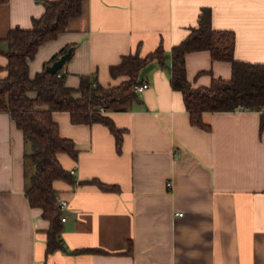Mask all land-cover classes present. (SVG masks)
<instances>
[{
	"label": "crops",
	"instance_id": "1",
	"mask_svg": "<svg viewBox=\"0 0 264 264\" xmlns=\"http://www.w3.org/2000/svg\"><path fill=\"white\" fill-rule=\"evenodd\" d=\"M46 1L54 0L0 4V39L13 28H31ZM204 8L212 11L214 29L234 31L237 60L264 63V0H84L68 30L39 48L30 75L72 47L69 87L92 74L105 87L119 85L127 77H112L110 68L123 56L145 57L160 45L170 55L198 27ZM7 63L0 54V80ZM171 65V59L165 67L149 62L138 78L149 83L138 93L141 102L107 112L125 130L121 151L106 125L75 124L69 113H54L79 154H59L75 183H54L68 208L65 248L49 254L50 221L25 195L23 131L0 111V264H264L260 112H205L210 129L193 125L182 92L171 85ZM186 67L195 88L232 76L231 63L206 50L188 53Z\"/></svg>",
	"mask_w": 264,
	"mask_h": 264
},
{
	"label": "trees",
	"instance_id": "2",
	"mask_svg": "<svg viewBox=\"0 0 264 264\" xmlns=\"http://www.w3.org/2000/svg\"><path fill=\"white\" fill-rule=\"evenodd\" d=\"M9 0H0L5 4ZM84 0L46 1V11L33 19L29 29L16 27L0 39V54L8 58L7 75L0 80V111L9 113L16 126L23 131L25 141L24 172L25 195L32 207L40 208L44 218L50 221L47 231V253L64 249L62 241V211L57 205L54 183L63 180L75 183L66 170L59 154L67 153L77 158L79 150L72 139L60 134L55 112H67L75 124L102 123L109 127L116 138L118 151L122 150L125 130L117 127L107 112L132 110L141 102L135 85L141 83L139 74L152 60L167 66L171 59V85L182 92L191 123L209 130L203 120L205 112L258 111L261 130L264 128V63L237 60L235 58L236 35L231 30H217L212 25V11L204 8L198 27L179 44L170 55L160 45L155 51L142 57L139 53L123 56L121 62L110 68L112 77H127L119 85L105 87L96 74L81 76L78 88L66 83L65 66L57 73L47 67L60 59L69 48L55 54L41 72L30 75V61L47 41L56 39L68 30L69 21L83 12ZM7 48L3 49L2 44ZM206 50L213 60L230 62V79L213 78L209 86L193 87L187 77L186 56L190 52ZM99 183L104 190L115 186Z\"/></svg>",
	"mask_w": 264,
	"mask_h": 264
},
{
	"label": "water",
	"instance_id": "3",
	"mask_svg": "<svg viewBox=\"0 0 264 264\" xmlns=\"http://www.w3.org/2000/svg\"><path fill=\"white\" fill-rule=\"evenodd\" d=\"M73 53V48H69V50L60 57L57 61H55L52 65L47 67V70L51 73H57L60 69H62L67 61L70 59Z\"/></svg>",
	"mask_w": 264,
	"mask_h": 264
},
{
	"label": "built area",
	"instance_id": "4",
	"mask_svg": "<svg viewBox=\"0 0 264 264\" xmlns=\"http://www.w3.org/2000/svg\"><path fill=\"white\" fill-rule=\"evenodd\" d=\"M148 87H149V83H147V82H141V83L135 85L134 90L137 93H141L144 90H146ZM57 205H58V207L62 211V216H61L62 221H65L66 220V217L64 215V211L68 208V202L66 200H64V199L57 198Z\"/></svg>",
	"mask_w": 264,
	"mask_h": 264
},
{
	"label": "rangeland",
	"instance_id": "5",
	"mask_svg": "<svg viewBox=\"0 0 264 264\" xmlns=\"http://www.w3.org/2000/svg\"><path fill=\"white\" fill-rule=\"evenodd\" d=\"M5 46V45H4Z\"/></svg>",
	"mask_w": 264,
	"mask_h": 264
}]
</instances>
